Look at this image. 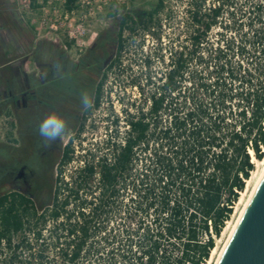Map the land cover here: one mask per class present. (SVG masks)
I'll return each mask as SVG.
<instances>
[{
  "label": "trees",
  "instance_id": "16d2710c",
  "mask_svg": "<svg viewBox=\"0 0 264 264\" xmlns=\"http://www.w3.org/2000/svg\"><path fill=\"white\" fill-rule=\"evenodd\" d=\"M187 4L167 43L163 0L120 18L109 69L138 29L140 45L146 36L155 44L141 52L143 80L128 85L139 97L122 100V117L110 111L104 139L69 174L71 141L64 146L47 198L0 194V264L207 263L252 159L263 158L264 0ZM101 93L102 82L95 106Z\"/></svg>",
  "mask_w": 264,
  "mask_h": 264
},
{
  "label": "rangeland",
  "instance_id": "374dc122",
  "mask_svg": "<svg viewBox=\"0 0 264 264\" xmlns=\"http://www.w3.org/2000/svg\"><path fill=\"white\" fill-rule=\"evenodd\" d=\"M26 1L29 3L28 9L22 0H0V194L15 189L42 199L48 197L55 183L64 146L71 141L72 160L62 169L69 174L84 160L85 151L104 139L109 129L110 111L122 117V100L126 102L127 97H139L138 88L128 85L136 78L143 80L140 55L142 50L155 47L153 39L146 36L145 43L140 45L139 29L131 39H127L124 32L127 43L121 52L120 64L111 69L108 65L115 55L120 18L129 13L136 19L142 12L155 8L159 0H74L70 10L66 8L65 0ZM163 4L164 10L160 14L162 41L167 43L169 37L173 38L182 29L188 4L187 0H163ZM14 18L20 22L15 29L11 23ZM102 50L104 55L100 53ZM84 52L97 54L100 60L95 78L89 80L85 88L92 98V107L88 110L78 107L74 116L76 121L68 123L67 134L48 147L46 165L42 168L39 165L34 168H23L22 164L15 166L13 157L21 153V149L14 145L20 135L17 128L34 129L40 117L45 115L44 109L32 103L30 96L33 92L42 95L39 76L44 64L60 54L70 63H75ZM160 68L162 65L159 61H153L152 75ZM101 82L100 103L95 106L94 92ZM69 101L72 102V99ZM80 125L82 129L79 132ZM125 129L121 121L117 126V140L122 139ZM26 143L35 150L41 149V145L35 141L27 140ZM29 170L32 176L28 174ZM260 170L261 166L254 162V169L245 184L246 194L243 196L240 193L241 201L246 199L255 181L252 172L258 174ZM22 171L25 176L18 179L17 174ZM238 201L229 225L241 208V204L237 205ZM227 233L228 229L223 230L215 239V253H211L206 264H213Z\"/></svg>",
  "mask_w": 264,
  "mask_h": 264
},
{
  "label": "flooded vegetation",
  "instance_id": "af4514ba",
  "mask_svg": "<svg viewBox=\"0 0 264 264\" xmlns=\"http://www.w3.org/2000/svg\"><path fill=\"white\" fill-rule=\"evenodd\" d=\"M104 53L103 50V55ZM94 56L97 54L84 52L78 56L75 63H70L60 54L44 64L42 74L39 76L42 95L34 92L30 94L32 103L45 111V115L40 117L39 122L52 111L59 113L68 123L76 121L74 116L78 107L81 106L80 93L85 90L88 81L95 78L96 67L100 63V60L95 59ZM37 77L34 76V78ZM70 99L72 102L69 101ZM17 130L20 131V135L18 142L14 145L21 149V153L13 157V164L15 166L22 164L23 168L26 166L34 168L36 165L42 168L47 164L49 148L42 146V138L38 135L37 127L34 129L22 127ZM27 140L40 144L41 149L35 150L30 145L27 146ZM28 174L33 175L31 170L28 171ZM24 176L23 171L17 174L18 179H22Z\"/></svg>",
  "mask_w": 264,
  "mask_h": 264
},
{
  "label": "water",
  "instance_id": "95a60500",
  "mask_svg": "<svg viewBox=\"0 0 264 264\" xmlns=\"http://www.w3.org/2000/svg\"><path fill=\"white\" fill-rule=\"evenodd\" d=\"M215 264H264V173Z\"/></svg>",
  "mask_w": 264,
  "mask_h": 264
},
{
  "label": "clouds",
  "instance_id": "9594fccd",
  "mask_svg": "<svg viewBox=\"0 0 264 264\" xmlns=\"http://www.w3.org/2000/svg\"><path fill=\"white\" fill-rule=\"evenodd\" d=\"M80 103L83 110L92 107V98L88 90L81 91ZM67 130V120L55 111L49 112L37 126L38 135L42 138V146L45 148L63 138L67 134Z\"/></svg>",
  "mask_w": 264,
  "mask_h": 264
},
{
  "label": "bare ground",
  "instance_id": "6f19581e",
  "mask_svg": "<svg viewBox=\"0 0 264 264\" xmlns=\"http://www.w3.org/2000/svg\"><path fill=\"white\" fill-rule=\"evenodd\" d=\"M263 153H264V149H263ZM252 162H253V163H254V162H257V164H258L259 166H261V170H260V172H259L258 174H256L255 172H252V178H255V181H254V183H253V186H252L251 190L248 192L247 197H246V199H245L244 201H241V198L239 199L237 205H240V204H241V208L239 209V211H238V213H237V216L235 217V220H234L230 225L228 224V222H229V221H228L227 224H226V226L224 227L223 230L225 231V230L228 229V233H227V236H226V238H225V240H224V242H223V245H222L221 248L216 252V257H215V260L213 261V264L216 263L218 257L220 256V253H221V251H222V249H223L225 243L227 242V240H228L230 234L232 233V231H233V229H234V226H235V224H236V222H237V220H238V218H239V216H240V214H241L243 208L245 207V205H246L247 201L249 200L250 196L252 195V193H253V191H254V189H255L257 183L259 182L261 176H262L263 173H264V156H263V158H262L261 160H259V161H258V160L256 161V160L253 158V159H252ZM248 181H249V180H248ZM248 181H247V182H248ZM245 191H246V190H245ZM245 191L241 192V194H242L243 196L246 194ZM214 251H215V250L213 249L211 253H212V254L215 253Z\"/></svg>",
  "mask_w": 264,
  "mask_h": 264
},
{
  "label": "built area",
  "instance_id": "2783aa9c",
  "mask_svg": "<svg viewBox=\"0 0 264 264\" xmlns=\"http://www.w3.org/2000/svg\"><path fill=\"white\" fill-rule=\"evenodd\" d=\"M22 1H23V3H24V6L27 7V9H28V7H29V3H28L26 0H22Z\"/></svg>",
  "mask_w": 264,
  "mask_h": 264
}]
</instances>
